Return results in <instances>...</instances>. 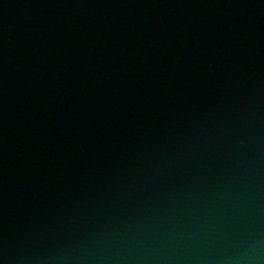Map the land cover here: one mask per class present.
<instances>
[{
  "label": "water",
  "instance_id": "obj_1",
  "mask_svg": "<svg viewBox=\"0 0 264 264\" xmlns=\"http://www.w3.org/2000/svg\"><path fill=\"white\" fill-rule=\"evenodd\" d=\"M0 264H264V0H0Z\"/></svg>",
  "mask_w": 264,
  "mask_h": 264
}]
</instances>
